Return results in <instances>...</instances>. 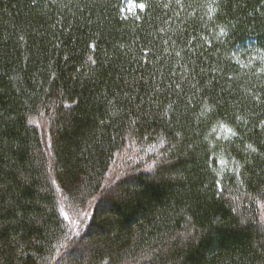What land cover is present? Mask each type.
<instances>
[{
  "label": "trees",
  "instance_id": "1",
  "mask_svg": "<svg viewBox=\"0 0 264 264\" xmlns=\"http://www.w3.org/2000/svg\"><path fill=\"white\" fill-rule=\"evenodd\" d=\"M0 264H264V0H0Z\"/></svg>",
  "mask_w": 264,
  "mask_h": 264
},
{
  "label": "rangeland",
  "instance_id": "2",
  "mask_svg": "<svg viewBox=\"0 0 264 264\" xmlns=\"http://www.w3.org/2000/svg\"><path fill=\"white\" fill-rule=\"evenodd\" d=\"M140 7V4L138 3H134L132 1H129L126 3L125 7H124V13L127 14V13H132L136 8ZM89 210L87 211H84L83 213H81L80 217L78 218H74V217H68V220H69V224L71 225H76L77 222L79 223L81 219H85L86 220V217L87 215L89 214L88 213ZM64 214H66V212L64 211Z\"/></svg>",
  "mask_w": 264,
  "mask_h": 264
},
{
  "label": "snow or ice",
  "instance_id": "3",
  "mask_svg": "<svg viewBox=\"0 0 264 264\" xmlns=\"http://www.w3.org/2000/svg\"><path fill=\"white\" fill-rule=\"evenodd\" d=\"M140 7H141V8H143V7H144V5H143V4H141V5H140Z\"/></svg>",
  "mask_w": 264,
  "mask_h": 264
}]
</instances>
